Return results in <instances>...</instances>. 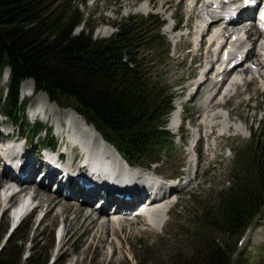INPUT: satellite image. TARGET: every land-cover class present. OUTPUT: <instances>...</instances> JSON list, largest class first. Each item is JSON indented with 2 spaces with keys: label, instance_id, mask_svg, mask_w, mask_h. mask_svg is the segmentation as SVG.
Listing matches in <instances>:
<instances>
[{
  "label": "trees",
  "instance_id": "obj_1",
  "mask_svg": "<svg viewBox=\"0 0 264 264\" xmlns=\"http://www.w3.org/2000/svg\"><path fill=\"white\" fill-rule=\"evenodd\" d=\"M54 4L61 7L58 13ZM80 4L86 0H0V79L10 68L6 97L0 89V112L23 122L19 87L32 79L36 92L73 108L128 162L161 160L172 141L165 122L174 93L162 75L168 44L160 19L130 15L115 21L113 35L94 39L95 27ZM82 24L85 29L74 35ZM31 131L35 136L41 130L37 124ZM228 174L227 186L214 192L211 206L187 232L197 252L189 264H243L241 257L233 259L230 240L236 242L264 212V116L250 138L233 148ZM22 229L7 240L10 245L20 242ZM6 251L0 250V264L20 261L13 246ZM27 262L36 264L34 255Z\"/></svg>",
  "mask_w": 264,
  "mask_h": 264
},
{
  "label": "rangeland",
  "instance_id": "obj_2",
  "mask_svg": "<svg viewBox=\"0 0 264 264\" xmlns=\"http://www.w3.org/2000/svg\"><path fill=\"white\" fill-rule=\"evenodd\" d=\"M80 1L78 0V2ZM185 3V0H86V4H80L79 8L85 14L89 23L95 27L93 37L97 38L110 36L116 31L115 21L119 22L121 18H128L129 15L138 14L137 18H142L140 15L145 16L149 13L159 15L161 21L166 24L161 33L164 34L166 42H169L171 46L165 65L162 68V75L165 83L170 87L172 86L173 93L176 96L174 100L181 102L186 101L188 91L193 90L190 86L193 83L190 77L195 73V69L192 66L191 59L196 58L194 56L196 52L192 51V38L186 36V30L183 29L180 33L169 34L168 29L173 24L170 18L172 15L178 17L184 14V20L181 24L184 27L185 20L190 14V10L184 7ZM60 8L57 4L52 5L54 13H58ZM166 8L167 11L163 14ZM79 29L81 31L83 26L76 28L74 33H78ZM181 33L185 36L179 40ZM153 48H156V46ZM204 56L205 53H203V58ZM7 84L8 82L2 83L0 80V89H5ZM24 85L28 86L29 83L26 82ZM206 97L207 92L204 93L203 98ZM203 100L201 102L204 106L202 111L198 112L196 103L188 102L184 106V115L190 118L193 125L216 123L220 127L214 131L216 140L214 141V138L210 140L208 149H206V143H203L199 163L194 166H191L189 162L187 163V159L192 161L194 158L190 152V142L183 141L184 148L180 140L167 128L173 137V143L165 158L151 167H158L157 172L163 176L179 175L192 167L198 175L196 181L191 184L192 188L189 192L176 194L164 203V206H171L178 201L170 209L168 220L162 228L152 229L138 219L134 222L130 221L131 224L127 225V223H124L126 217L118 215L116 219L119 220L121 226L117 225L115 231L110 233L108 242H104L101 246L99 240L96 239L89 251L83 254L82 251L91 242L92 236H83L80 242L78 241L83 231L79 223L72 222L75 213L71 209L57 216H55L56 211L53 214L47 213V218L43 223L41 222L40 226H37L36 220L31 221L21 230L18 235L20 242L15 245H10L6 240L7 233L5 231L8 229L10 221L9 217L5 216L0 220V250L5 245L4 247L8 253L13 246L15 254L20 255V261L17 264H27V257L31 254L34 255L36 264H53L52 260L58 248L55 228L61 222V219L65 217V230L67 233L64 237L69 240V243L61 247L59 252L61 258H59L58 264H64L65 261L69 262L74 259L77 260H75L76 264H189L197 256V252L189 247L190 242L187 240V232L190 231V228L195 227L193 221L196 219L197 214L211 206L214 192H218L227 186L228 172L232 166L230 149L248 140L250 126L255 124L264 112V81L261 83L257 80L247 87H239L236 90V96L229 99L225 107L218 105V103L224 101V96L216 97L211 105L209 104L210 101H207V103ZM206 103L209 107L206 106ZM213 104L216 106L211 108ZM59 109L63 110V108ZM218 116L220 119L216 120ZM22 118H24V122L14 124L13 127L16 133L24 137V139L18 140L19 145H23L26 139L28 140V147L33 153L37 155L46 153L47 150L39 152V145H47L50 141L45 140V131H42L32 141V134L27 125H32L33 120L26 115L25 111ZM0 120L8 121L2 116H0ZM215 120L216 122H214ZM51 121L53 122L52 119ZM37 122L42 127L49 128L46 118ZM228 128H230L229 132L227 131ZM208 131L209 129L205 128V133ZM182 132L191 135L194 134L195 130L189 129L188 124L185 123ZM49 134L50 138H55L54 132L51 131ZM181 165L184 166L180 168ZM45 192L47 193V191ZM51 196L56 195L51 194ZM72 203L78 204L74 200ZM82 209L84 212L90 210L85 206H82ZM40 212L39 214H41ZM95 216H99L101 219L108 218L105 213L96 214ZM258 222L252 231L246 232L247 242L242 246L236 245L241 254H244L243 264H259L264 256V212L259 216ZM122 225L123 228H121ZM94 232L92 233L94 234ZM100 233L99 236H102V229ZM230 243L235 244V239H231ZM96 246L101 247L99 248L100 253H96Z\"/></svg>",
  "mask_w": 264,
  "mask_h": 264
},
{
  "label": "bare ground",
  "instance_id": "obj_3",
  "mask_svg": "<svg viewBox=\"0 0 264 264\" xmlns=\"http://www.w3.org/2000/svg\"><path fill=\"white\" fill-rule=\"evenodd\" d=\"M219 21L220 20L213 21L211 27L212 28L216 27L218 25ZM251 35H253V34H251ZM263 50H264V48H259V50H257L253 47L252 50L247 55L248 59L252 63L257 62L256 64L258 66H262V61H261L260 57H261V52ZM247 69H248V67L243 69L242 72L243 73L247 72ZM8 80H9V70L5 69L3 72L1 81H2V83H7ZM24 83L25 82H23V84L21 85L22 93H23V91H25L28 88V86L24 85ZM194 85H196V87H195L196 90L190 94L189 102L196 103V107H197L198 112H199L200 110L202 111V109H204V106L201 103L202 100L204 99L203 98L204 93L207 92V97L203 101L208 100V101H210L209 104L211 105V103L215 100V98L220 93V91H219V89L216 91V86H215L214 82L211 81L210 79H206L205 81L200 82V83H195ZM205 96H206V94H205ZM207 103H206V106H207ZM204 104H205V102H204ZM214 106H216V105L213 104L211 106V108H214ZM207 107H209V106H207ZM31 108H35L36 111H39L43 115V118H46V121L50 122L52 119L53 122L52 121L51 122L56 124L58 129H61V127L65 126L67 135L69 136V139H70V142H76V141L78 142L77 138L80 137L83 140H81L79 142V144H82V143L85 144L86 141L88 139H90L91 141H95L93 144L95 145L96 150H97V146H105L107 148V150L109 149V151H111L115 156L120 157L119 154L117 153V151L111 145H109L107 142H105V140L97 132V130L92 125L87 124L86 121L83 119V117H81L79 114H77L71 108L63 109V110L59 109V107L56 104H54L48 100V97L45 93L40 92V93L34 94V98H33L32 103H31ZM203 111H205V110H203ZM35 113H37V112H35ZM85 138H88V139H85ZM95 147L93 148V150L95 149ZM29 155L30 154H28V155L26 154L23 157H24V159H29L28 162L26 163V165L29 167L27 169L29 172V176H31L33 174V172L36 170V166H35L34 162L37 161V158L34 157V160H31L32 158L29 157ZM31 169H32V171H31ZM8 175H9V172L7 171V172H5V175H3L2 178H0L1 179L0 180V186L1 187L10 182ZM19 189L21 192H27L28 190L32 189L34 196L37 197V208L42 209V211H45L46 214L47 213L53 214L56 211L55 216H57L58 214H63L68 209H71L75 213V216L73 217L72 222L79 223L81 225L80 227L83 231V234L80 236L78 241L80 242V240L83 238V236H86V235L92 236L91 242L88 243L87 246L85 247V249L82 251L83 254L84 253L86 254L89 251V249L93 246V241H95L96 239L99 240V243H101V246L104 244V242L107 243L108 242V236L110 235V233L112 231H115V229L118 226H121L120 222H118L119 220L116 219V218H118V217H116L117 215H114L111 218L108 217V218H102L101 219V217H99V216H94L92 210H90V211L88 210V212H84V210L82 209V206H85V207H87V206L85 205V203H81V204L72 203L73 200L75 201V199H74L75 196L72 194L71 195H64L63 191H60V194H58L56 196H51L50 192H47V193L45 192L46 188L44 186L40 185L37 187V186H34L33 184H31V182H29V181L22 182L19 186ZM113 191L114 190H112V192ZM78 193H80L81 197L84 196L83 189L80 188L78 190ZM85 193L87 194V196L83 197L84 202H87L91 198H94L95 196L99 195V193L97 191L90 192L91 194H88V192H86V191H85ZM142 193H143L142 189L138 190L137 191L138 197L135 198L134 201H132L131 203H125L122 200L112 201L111 200L112 197H109V198H107V204L108 205H117L118 207H121V206L130 207L132 205H136L137 203H139ZM61 196H63V197H61ZM14 199L15 198H12L10 200V202H12ZM20 203L22 204L21 207L25 208L28 206L29 201H28V199L24 198L20 201ZM0 205H1V203H0ZM57 210H58V212H57ZM105 212H106V209L104 208L100 213H97V214H104ZM162 213H164V211ZM124 220H125L124 223H127V225L131 224L130 221L134 222V220H131L129 218H124ZM65 222H66V218L64 221V229L66 226ZM42 223H43V221H42ZM36 224H37V222H36ZM40 225H41V222H40ZM40 225H37V226H40ZM70 225H71V223H70ZM96 228H98V229L95 231ZM105 228H106V230H105ZM121 228H123V225ZM101 229L103 230V235H104V236L102 235L103 237L99 236ZM65 232H66V230H65ZM92 232H94V234ZM68 243H69V240H67L65 237H62L61 247L66 246ZM99 248H101V247L96 246V249H95L96 253L97 252L100 253ZM96 253H95V255H96ZM103 259H105V258H103ZM76 261H75V263H76Z\"/></svg>",
  "mask_w": 264,
  "mask_h": 264
},
{
  "label": "snow or ice",
  "instance_id": "obj_4",
  "mask_svg": "<svg viewBox=\"0 0 264 264\" xmlns=\"http://www.w3.org/2000/svg\"><path fill=\"white\" fill-rule=\"evenodd\" d=\"M254 2H255V0H244L245 4L254 3Z\"/></svg>",
  "mask_w": 264,
  "mask_h": 264
}]
</instances>
